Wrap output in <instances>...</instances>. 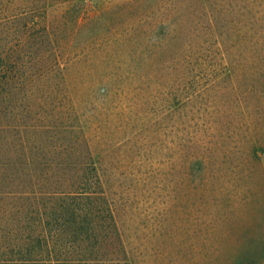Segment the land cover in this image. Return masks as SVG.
Here are the masks:
<instances>
[{
	"label": "rangeland",
	"instance_id": "rangeland-1",
	"mask_svg": "<svg viewBox=\"0 0 264 264\" xmlns=\"http://www.w3.org/2000/svg\"><path fill=\"white\" fill-rule=\"evenodd\" d=\"M122 2L49 1L99 12L60 67L35 14L0 28L34 71L0 76V250L91 156L126 264H264V0H145L107 41Z\"/></svg>",
	"mask_w": 264,
	"mask_h": 264
},
{
	"label": "trees",
	"instance_id": "trees-1",
	"mask_svg": "<svg viewBox=\"0 0 264 264\" xmlns=\"http://www.w3.org/2000/svg\"><path fill=\"white\" fill-rule=\"evenodd\" d=\"M49 1L53 0H16L15 3L5 0L6 5H3L0 0V28L16 22L23 14H35L38 20L31 28L40 27V35L55 41L54 66L60 67L64 54L68 53L63 44L77 35L78 27L97 20L99 12L85 8V20L81 21L80 14L67 19L64 10L60 14H50ZM144 1L123 0L119 14L121 22L116 33L109 32L105 36L107 41L112 42L113 36L120 40L128 38L134 25L146 16V12L138 14L134 9L136 4L141 5ZM23 2L25 7L9 13V8ZM63 7L59 5L55 10ZM66 23L71 25L70 29ZM21 49L22 44L14 50L0 48L1 77L8 76V80L25 70L32 71L17 56ZM82 166L84 168L73 176L72 184L47 192L40 208L36 209V234H27L21 242H12L11 248L5 246L6 249L0 250V264H126L114 214L91 156L82 162Z\"/></svg>",
	"mask_w": 264,
	"mask_h": 264
}]
</instances>
